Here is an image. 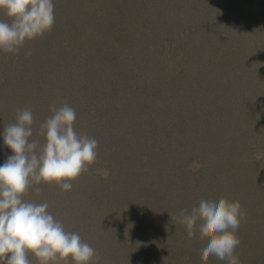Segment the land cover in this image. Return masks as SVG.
<instances>
[{"label": "rangeland", "instance_id": "rangeland-1", "mask_svg": "<svg viewBox=\"0 0 264 264\" xmlns=\"http://www.w3.org/2000/svg\"><path fill=\"white\" fill-rule=\"evenodd\" d=\"M53 4L50 32L0 51V165L17 109L31 108L35 133L52 104L75 109L98 155L70 191L42 182L24 199L47 202L99 264H227L203 261L207 238L189 240L171 216L201 199L239 200L235 255L264 264V0Z\"/></svg>", "mask_w": 264, "mask_h": 264}, {"label": "clouds", "instance_id": "clouds-1", "mask_svg": "<svg viewBox=\"0 0 264 264\" xmlns=\"http://www.w3.org/2000/svg\"><path fill=\"white\" fill-rule=\"evenodd\" d=\"M0 10L8 18L0 20V51L5 53H19L26 41L42 37L55 24L53 0H0ZM49 111L52 115L35 133L28 107L17 109L16 121L4 128V144L13 155L0 165V264H31L28 253L38 264H67L69 258L74 264H99L95 249L79 233L66 231L48 211L47 202L24 199L33 185L42 182L70 191L71 181L97 160L98 141L75 130V109L64 103L50 105ZM39 137H44L43 143ZM202 166L198 161L190 165L193 171ZM101 175L107 178V169ZM35 191L39 194L41 189ZM171 220L185 226L189 240L197 232L199 239L207 238L203 261L211 256L240 264L235 250L241 241L236 233L246 212L239 200L201 199L190 212L181 209Z\"/></svg>", "mask_w": 264, "mask_h": 264}]
</instances>
